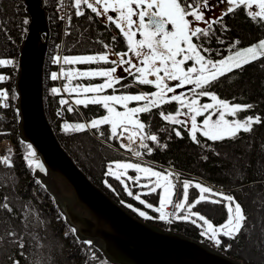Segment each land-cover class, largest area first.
Wrapping results in <instances>:
<instances>
[{"label":"trees","instance_id":"16d2710c","mask_svg":"<svg viewBox=\"0 0 264 264\" xmlns=\"http://www.w3.org/2000/svg\"><path fill=\"white\" fill-rule=\"evenodd\" d=\"M41 1L49 12L51 32L44 68V105L47 116L61 144L81 169L87 173L88 177L125 208L140 217L129 207L133 199L127 195L124 186L106 174V167L109 163L128 159V157L114 152L88 132L65 133L57 124L54 117L57 98L51 92L54 81L50 76L52 73V47L60 35L61 24L57 22L56 18V6L59 0ZM246 13L247 9L226 16L227 31L213 25V28L209 29L210 38L195 40L194 42L200 44L201 47L212 50L202 54L211 55L213 59H220L229 54L230 45L236 40L241 42L239 46L243 48L264 38V29L257 21L247 17ZM25 19L30 20L24 0H0V29H2L0 30V59L11 60L13 63L10 66L14 69L17 65L19 45L28 30L29 23L26 25L22 23ZM73 27L74 31L68 42L75 44V53H115L118 50H128L122 33L115 31L112 34L113 30L110 27L100 24L97 20L81 16L74 19ZM196 27L207 29L208 25L200 23ZM112 37H115V40ZM105 44L108 45L107 48L104 47ZM217 49L219 55L216 53ZM7 69H0V73L8 77L9 82L5 87L10 91L9 98L5 102L8 106L0 107V132L5 133V135H0V140H12L15 143V149H10V155L14 161L12 169L3 166L0 159V197L8 198L7 203L14 209V212L10 214L0 208V237H3L0 240V264H11L10 257L21 260V264H36L37 261L39 264H111L96 247L85 245L82 243L84 241L76 236L66 223L53 197L40 182L37 183L38 179L34 176V168H29L23 159L29 149L28 144L21 141L18 135L14 89L15 72ZM135 75L124 78L121 86L119 85L115 90L103 95H138L157 91L154 85L138 84ZM210 90L216 92L220 98L232 103L254 106L250 112L238 114L236 119L251 114L264 116V68L260 66L259 61L246 66L243 71H234V73L222 77L221 81L213 85ZM176 93L175 95H180L185 100L197 98L201 104L212 102L208 97H195L191 85L177 88ZM170 94L168 95L170 96ZM142 103L130 102L129 107H139ZM116 107L118 111H124L121 106L116 105ZM83 109L89 121L107 114L100 105H88ZM177 110L182 113L178 119L185 121L183 126L171 125L159 115L161 111L166 114H174ZM185 113H188L187 108L176 102H171L162 104L160 108L153 109L151 113L138 114L137 118L146 124V132L157 135L161 144L167 145L165 148L146 140L145 142L152 149V153L149 155L144 149V154L158 164L172 165L178 168L185 176V180L191 182L202 180L204 183L214 186L218 191L233 195L247 214V227L238 241L234 242L221 237L223 244L219 247L214 246L248 264H264V125L255 126L252 133L241 132L234 141L213 142L198 133L197 136L201 140V144L197 145L191 141L188 135L190 123H187L188 117L184 116ZM204 118L205 116L197 117V123L202 125ZM218 118V113L213 116L214 120ZM226 118L233 119V117ZM161 128L164 131H160ZM173 128L181 131L184 138L176 137L175 132L172 131ZM108 129V125L101 126V131L105 133L102 138L114 142L115 139L107 138ZM94 131L96 132V130ZM227 149L231 151L227 153ZM223 173L228 177L236 173L237 179L229 180L228 177L222 175ZM7 176L14 177L11 178V182L8 181L10 188L6 183H2L4 177L8 180ZM193 189L190 188V192ZM193 196L191 193L189 201L193 199ZM157 198L158 196L151 201L155 202ZM260 203L262 207L257 208V204ZM195 209L208 217L216 226L223 224L227 219V212L222 204L212 205L202 202ZM182 214L178 213L177 215ZM144 220L157 223L166 229L192 238L205 240L201 236L202 228H198L190 221L186 222L176 218L172 225H168L166 221L162 220ZM8 232H15L18 237L22 238L19 242L25 244V249L21 250L17 242H10L6 235ZM227 245L230 247H226Z\"/></svg>","mask_w":264,"mask_h":264},{"label":"snow or ice","instance_id":"6c2138e0","mask_svg":"<svg viewBox=\"0 0 264 264\" xmlns=\"http://www.w3.org/2000/svg\"><path fill=\"white\" fill-rule=\"evenodd\" d=\"M227 4L226 11L220 14L217 20H209L206 17L205 10H211L212 5L209 0H200L199 3H191L189 0H72L71 7L75 9L74 15L77 17L84 16L83 6H86L96 17H105L120 33L123 34L127 42V51L119 53L120 60L117 66L128 65L124 70L132 72L134 70L135 80L140 85H154L157 91L150 94L138 95H102L106 89L115 90L114 86L120 83V77L116 76L117 67H111L102 70L89 71H65L61 69L60 74L51 73L50 78L55 81L61 76L67 77L68 84L63 87L64 92L75 93L77 98L74 104L82 105L87 108L88 105H100L106 110V115L101 118H95L89 122L64 123L62 130L65 133H83L89 130H96L99 136H104L101 126L108 125V139H115L128 133V144L121 143L120 147L133 152L131 145L135 142V138H139V147L145 149L147 154L151 155L152 149L144 141H151L161 147H167L161 144L159 138L155 134L146 132V124L138 119L140 113H151L153 109L160 108L162 104L176 102L190 113L189 119L190 131L188 135L191 141L197 145L201 144L197 134L213 142H224L225 140L234 141L239 137L241 132L252 133L255 126L264 125V116L258 114L247 115L236 119L240 113L250 112L254 106L252 104L232 103L228 100L220 98L216 92L210 89L213 85L221 81L222 77H226L234 71H243L248 65H252L257 61L264 68V38L250 46L240 48V41L236 40L231 43L229 54L222 56L220 59H213L211 55L205 56L202 53L211 52L209 48L201 47L200 44L194 42L201 38H210L209 29L213 25L228 30L225 23V17L230 14L238 13L247 9V17L253 21H257L262 29H264V0H223ZM63 4V0H61ZM255 7L256 10H253ZM118 14L115 18L108 13ZM133 17H138V23ZM192 18L195 22L206 23L207 29L194 26L189 20ZM89 19L92 17L89 16ZM63 19V17H61ZM67 19L71 21L72 17ZM23 24H28L27 19L23 20ZM169 25L171 29H169ZM135 29V30H134ZM2 30V29H0ZM137 33L142 37L136 39ZM115 40V37H112ZM108 47L107 44L104 45ZM129 53L139 58L138 66L132 59H128ZM219 55V50H216ZM55 63L60 64L61 57L54 58ZM64 65L87 64L91 65L98 62L105 64L115 63L109 60L106 54L98 55H81V56H64L62 58ZM187 62H192L191 66L184 67ZM13 62L7 59H0V65H10ZM76 77L86 79L105 78L104 82L99 84H89L70 87L71 80ZM149 77H154L150 79ZM5 79L0 75V82ZM167 81H175V86H170ZM186 85L193 86L195 97H208L211 103L201 104L197 98L185 100L180 95H171L176 93L177 88H183ZM52 94L58 95L60 88L53 87ZM93 94L88 96L87 94ZM8 92L0 90V107H7L5 103L8 100ZM68 99H61V105H68ZM130 102H143L139 107H129ZM116 105L121 106L124 111H118ZM73 112V107L66 109ZM207 113V115H205ZM219 114V118L213 120V116ZM160 117L171 125H185V121L178 119L182 115L177 110L174 114H166L164 111L159 113ZM205 116L202 125L197 123V117ZM226 117H233L227 119ZM119 130V131H118ZM160 131H164L163 128ZM175 136L183 139L181 131L173 128ZM0 135L5 133L0 132ZM29 151L23 157L29 168H36L44 171V165L34 159L36 156L32 146L28 145ZM7 155L2 157V165L12 169L14 161L11 158V150H6ZM136 157H141L140 151H134ZM129 170L137 173L136 176H129ZM106 174L119 181L128 196L137 200L141 205L159 214V219L170 222V214L166 211L168 207H173L177 213V219L190 221L198 228H202L201 236L208 239L215 246L219 247L223 244L221 237L238 241L244 234L247 227V214L242 205L233 195L225 194L222 191H214L213 188L203 186L201 183H193L188 180L181 181L182 192L177 195L175 189L176 184L173 178L178 179V174L172 171L162 172L154 170L152 167H142L138 163L129 162H111L106 167ZM140 174H143L141 176ZM150 183L141 184V179ZM127 181H131L133 185H137L142 189H148L147 192L139 194L134 193ZM39 183V181H37ZM111 187V185H108ZM195 188L199 191V196L193 202L189 203V189ZM158 194V205L154 206L148 203L142 196ZM177 196L174 201L173 197ZM8 198L0 197V208L8 213H13L14 209L7 203ZM202 202L211 203L212 205H223L227 212L226 221L216 226L205 215L199 211H193L197 205ZM131 207V205H129ZM133 211H138L133 209ZM139 215L145 219L153 217L144 211H139ZM75 232V229H72ZM10 242H17L18 247L23 250L25 244L19 242L22 238L18 237L15 232L6 233ZM3 237H0L2 240ZM91 246V241L82 242ZM226 247H230L227 245ZM11 264H21V260L9 258ZM39 264V261L36 262Z\"/></svg>","mask_w":264,"mask_h":264},{"label":"water","instance_id":"95a60500","mask_svg":"<svg viewBox=\"0 0 264 264\" xmlns=\"http://www.w3.org/2000/svg\"><path fill=\"white\" fill-rule=\"evenodd\" d=\"M28 30L18 48V135L44 165L34 176L53 197L81 241H91L111 264H248L210 244L134 215L95 184L58 139L44 106L49 13L41 0H24Z\"/></svg>","mask_w":264,"mask_h":264},{"label":"built area","instance_id":"2783aa9c","mask_svg":"<svg viewBox=\"0 0 264 264\" xmlns=\"http://www.w3.org/2000/svg\"><path fill=\"white\" fill-rule=\"evenodd\" d=\"M71 4H72V0H63V4L61 3V0H59V3L57 5V11H56L57 12V22H59L61 26H60V35L58 36V38H56V44L54 47V55H55L54 58L56 56L61 57V62L60 64H57L55 63V60L53 59L54 71L59 75L61 72V69L65 71H89V70L94 71V70L108 69L111 67H117V72L115 75L118 76L120 69L124 70L125 68L129 66L128 65L117 66L118 63L116 65H112V64H105L103 62H98V63H94L91 65H87V64L64 65L63 64L62 58L64 56H81V54H76L75 52H72L71 49L69 48L68 39L71 36V30H72L74 19L77 18V16L74 15L75 9L71 7ZM68 16L72 17L71 21L67 19ZM61 17H63V19H61ZM104 79L105 78H99V77L95 79H86L82 77H76L71 80V84L69 86L73 87L78 84H81V85L99 84V83L104 82ZM68 83H69V80L67 77L61 76L59 79H57V88L61 89V92L59 94L60 100L68 99L70 101L68 105H61L59 101L60 109L58 110L56 114V118H58L60 122H63L67 118H74V119L79 118L80 119L82 116V110L77 105L74 104L73 96L75 93H68V92L63 91L64 85ZM68 107H73L74 111L68 112L66 110ZM127 135L128 133H124L123 136L117 138L116 143H114L113 145L107 144V146L110 147L116 153H121V154H126V155H131V156L136 157L134 155V151L138 150V145H139L138 137L135 138V142L131 145V147L133 148V152H130L127 149L120 147L121 143L123 144L129 143V141L127 140ZM6 144H10V141L0 142V153L1 154L4 153ZM138 159H141V157H139ZM167 169L169 171H172L173 173L178 174V179L174 177L173 182L176 184L177 187H180V182H181L180 181L181 179L180 170H178L177 168H173V167H167ZM168 211H171L173 213L175 209L173 207H168Z\"/></svg>","mask_w":264,"mask_h":264},{"label":"rangeland","instance_id":"374dc122","mask_svg":"<svg viewBox=\"0 0 264 264\" xmlns=\"http://www.w3.org/2000/svg\"><path fill=\"white\" fill-rule=\"evenodd\" d=\"M221 4H223L222 2H220ZM43 7L46 9V7L43 5ZM222 9H224V8H222ZM47 10V9H46ZM253 10H256L255 9V7H254V9ZM48 11V10H47ZM207 12H213V11H207ZM49 13V12H48ZM189 20L194 24V26H196V24H198L199 22H195V21H193L192 20V18H190L189 17ZM50 23V22H49ZM169 29H171V26L169 25ZM142 37L139 35V33H137V37H136V39H141ZM50 40H51V32H50V39H49V42H50ZM260 39H258L257 41H255L254 43H257L258 41H259ZM254 43H252V44H254ZM251 44V45H252ZM74 45L75 44H71L70 42H69V48L72 50V52H76L75 51V47H74ZM250 46V45H249ZM240 48H241V46H239ZM131 55L133 56V54L131 53ZM133 58L135 59V61L137 62V65L138 66H142V65H140V60H139V58H136V57H134L133 56ZM126 73H128V74H131V73H134V70L132 71V72H127V71H125ZM152 79H154V77H151ZM177 83L174 81V83H171V84H169L170 86L171 85H173V86H175ZM173 94H177V93H171L170 94V96L171 95H173ZM15 95H16V93H15ZM184 116H187L188 118H187V123H191V121H190V119H189V113H185L184 114ZM214 120V119H213ZM225 151V150H224ZM223 151V152H224ZM231 150L230 149H227V153H229ZM224 153H226V152H224ZM119 162H129V163H138V164H141V166L142 167H152L154 170H158V171H162V172H165L161 167H159V166H157V165H153V164H148V163H141V162H137V161H135V160H132V159H120V160H118ZM115 162H117V161H115ZM238 174V173H237ZM128 175L129 176H136L137 175V173H135L134 171H132V170H129V172H128ZM141 176H143V174H140ZM223 176H224V173L222 174ZM240 176H242L243 174H239ZM8 177V180L4 177V181L2 182V183H6V185L10 188V186H9V184H8V181L9 182H11V178H14L13 176H7ZM224 177H228V176H224ZM229 178V180H232V181H235L236 179H237V177H236V173H233V175L231 174V176L230 177H228ZM240 178V177H239ZM196 182H199V183H201L203 186H207V187H210V188H213V190L214 191H218L217 189H215L214 187H212L211 185H209V184H207V183H204L202 180H195V181H193V183H196ZM126 183H128L129 184V186H130V188H131V190L134 192V193H137V194H139V193H141V192H147L148 191V189H142V188H140L139 186H137V185H133L132 183H131V181H127L126 180ZM140 183L141 184H143V183H150L149 181H147V180H144L143 178L141 179V181H140ZM96 184V183H95ZM191 193L194 195L193 196V199L191 200V201H189V203H191V202H193L196 198H198V196H199V191L197 190V189H193L191 192H190V189H189V197H190V195H191ZM158 196V194H151V195H147V196H142V199H145L148 203H152L154 206H157L158 205V198H157V200L155 201V202H152L151 200H153L154 199V197H157ZM132 198V197H131ZM133 199V198H132ZM130 205H131V208H132V210L135 208V209H137L138 211H135L138 215H139V211H144V212H146V214L147 215H149V216H153V215H156V214H158V213H152V212H154V211H152V210H150V209H148V208H146L144 205H141L137 200H135V199H133L132 200V202H130ZM260 205V206H259ZM260 207H262V204L260 203V204H257V208H260ZM193 211H199L198 209H193ZM200 212V211H199ZM140 216V215H139ZM141 218H143V219H145L144 217H142V216H140ZM155 218L158 220V218H159V214H158V216H155ZM208 218V217H207ZM209 219V218H208ZM160 220V219H159ZM210 220V219H209ZM211 221V220H210ZM212 222V221H211ZM213 223V222H212ZM8 226V225H7ZM242 260V259H241ZM244 261V260H243Z\"/></svg>","mask_w":264,"mask_h":264},{"label":"flooded vegetation","instance_id":"af4514ba","mask_svg":"<svg viewBox=\"0 0 264 264\" xmlns=\"http://www.w3.org/2000/svg\"><path fill=\"white\" fill-rule=\"evenodd\" d=\"M189 2L195 4V3H199L200 0H189ZM209 2L212 5L211 10H207V9L205 10L206 17L209 20L218 19L220 14L224 13L226 11V8L228 7L227 4L223 2V0H209ZM220 2H222L223 4H221ZM222 8H224V9H222ZM207 11H213V12H207ZM84 12H85L84 16H87V17L91 16L92 20H94V21L97 20L100 24L105 25L107 27H110L113 30L112 34H114L115 31H119L118 29H116L114 27V25H112L110 22H108L105 17H103V16L102 17H96L94 14H92L90 12V10L86 8V6H84ZM108 14L112 15L114 18L118 15V14L112 13V12H109ZM133 19L136 20L137 23L139 22L138 21V17H133ZM199 24H200V22L198 24H196V25H199ZM190 64H192V62H187L184 65V67L186 68V67L190 66ZM167 83L171 84V83H174V81H167Z\"/></svg>","mask_w":264,"mask_h":264},{"label":"bare ground","instance_id":"6f19581e","mask_svg":"<svg viewBox=\"0 0 264 264\" xmlns=\"http://www.w3.org/2000/svg\"><path fill=\"white\" fill-rule=\"evenodd\" d=\"M49 27H50V26H49ZM49 35H50V33H49ZM49 39H50V38H49ZM44 106H45V105H44ZM34 159L40 163V159H39V157H38L37 155L34 157Z\"/></svg>","mask_w":264,"mask_h":264}]
</instances>
